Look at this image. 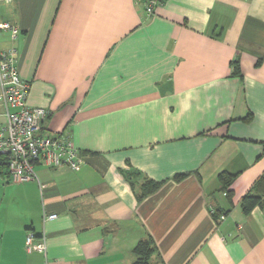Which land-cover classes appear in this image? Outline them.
Listing matches in <instances>:
<instances>
[{
  "label": "crops",
  "instance_id": "crops-1",
  "mask_svg": "<svg viewBox=\"0 0 264 264\" xmlns=\"http://www.w3.org/2000/svg\"><path fill=\"white\" fill-rule=\"evenodd\" d=\"M145 4L0 3L21 28L0 48L16 47L29 103L84 161L37 164L43 186L0 175V264H132L149 236L152 264H264V198L240 205L264 175V0ZM133 170L160 188L139 200ZM28 230L45 252L27 251Z\"/></svg>",
  "mask_w": 264,
  "mask_h": 264
},
{
  "label": "built area",
  "instance_id": "built-area-1",
  "mask_svg": "<svg viewBox=\"0 0 264 264\" xmlns=\"http://www.w3.org/2000/svg\"><path fill=\"white\" fill-rule=\"evenodd\" d=\"M13 0H0V3ZM166 0H146V12L154 14ZM0 32H7L11 40L17 39L21 28L10 20H0ZM31 83L24 80L17 65V49L14 44L0 48V159L3 158L14 182L40 181L36 165H68L78 169L83 164L79 148L72 135L65 131L49 133L45 122L49 110L32 106L29 101ZM57 213H44V220L57 218ZM225 214L219 216L224 219ZM26 249L46 251V238L28 230ZM45 264H49L46 260Z\"/></svg>",
  "mask_w": 264,
  "mask_h": 264
},
{
  "label": "trees",
  "instance_id": "trees-1",
  "mask_svg": "<svg viewBox=\"0 0 264 264\" xmlns=\"http://www.w3.org/2000/svg\"><path fill=\"white\" fill-rule=\"evenodd\" d=\"M262 59H264V55ZM233 63H234V69L238 70L239 69L238 61H234ZM3 166L7 168L4 159L1 158L0 169ZM7 173L9 174L8 170ZM127 175H128L127 179L129 180L132 187L133 188L136 187L140 191V193H138L139 200H142L146 196L156 192L162 184V181H156L154 179H151L145 175H142L140 172L136 170L130 171V173H128ZM185 175L186 174H180L176 176V179L179 180ZM219 178L223 184V188L228 189L232 184L234 175L225 171L220 173ZM227 195L229 197L231 196V190L227 191ZM263 198H264V175L257 182L255 191L247 193L242 198L240 205L245 213H250L254 207H256L257 205H261L263 203ZM213 211L217 219L222 214L221 210L214 209ZM156 252H157V247L154 243V240L152 239L151 236H149L148 238L139 241L136 247L134 248V253L136 255V258L132 264H152L153 255Z\"/></svg>",
  "mask_w": 264,
  "mask_h": 264
},
{
  "label": "rangeland",
  "instance_id": "rangeland-1",
  "mask_svg": "<svg viewBox=\"0 0 264 264\" xmlns=\"http://www.w3.org/2000/svg\"><path fill=\"white\" fill-rule=\"evenodd\" d=\"M7 33V32H6ZM1 35L2 34H0V42L2 41V40H6V37H7V40H9V41H11V35L9 34V33H7V34H5L6 35V37L5 36H2L1 37ZM0 175H7V168L5 167V166H3L1 169H0Z\"/></svg>",
  "mask_w": 264,
  "mask_h": 264
}]
</instances>
